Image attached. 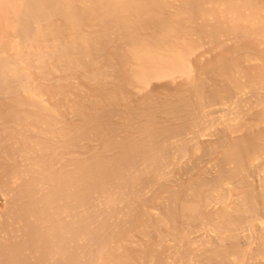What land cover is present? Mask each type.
<instances>
[{
	"label": "bare ground",
	"instance_id": "obj_1",
	"mask_svg": "<svg viewBox=\"0 0 264 264\" xmlns=\"http://www.w3.org/2000/svg\"><path fill=\"white\" fill-rule=\"evenodd\" d=\"M0 264H264V0H0Z\"/></svg>",
	"mask_w": 264,
	"mask_h": 264
}]
</instances>
